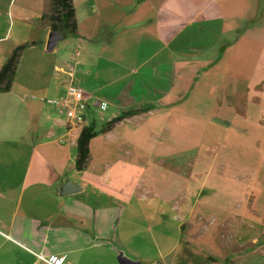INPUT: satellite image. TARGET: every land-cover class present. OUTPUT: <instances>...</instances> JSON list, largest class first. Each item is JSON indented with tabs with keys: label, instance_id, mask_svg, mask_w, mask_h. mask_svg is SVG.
<instances>
[{
	"label": "crops",
	"instance_id": "0c3cea01",
	"mask_svg": "<svg viewBox=\"0 0 264 264\" xmlns=\"http://www.w3.org/2000/svg\"><path fill=\"white\" fill-rule=\"evenodd\" d=\"M73 5L77 35L64 46L60 42L69 36L62 37L48 51L47 0H0V70L17 47L28 44L12 89L0 93V264L55 259L62 264H264V185L259 184L264 175L227 166L240 159L239 152L241 158L250 159L251 153L264 162V47L250 75V62L228 60L232 43L223 42L229 35L246 42L264 15L251 30L241 24L248 14H264V1L73 0ZM78 53L74 86L84 91L87 108L85 123L74 126L65 109L44 99L72 98L71 79L58 72L72 67ZM28 54L33 63L24 73L20 67ZM176 83L184 91L177 103L182 121H202L188 124L202 136L188 152L196 153L192 159L156 152L158 126L133 123L138 114L104 131L124 113L169 97ZM214 98L225 110L224 124L195 117L217 115L209 103ZM92 112L103 126L89 144L87 168L79 172L77 140L83 127H97L88 117ZM177 127L187 130L185 123ZM208 131L225 136L205 143ZM175 157L179 164L190 159L194 186L181 165L176 192L166 185L138 193L139 182L122 188L113 178L116 168L119 181L136 179L151 171V163ZM84 175L92 180H81ZM67 183L81 191L63 197ZM160 209L162 219L155 222Z\"/></svg>",
	"mask_w": 264,
	"mask_h": 264
},
{
	"label": "rangeland",
	"instance_id": "374dc122",
	"mask_svg": "<svg viewBox=\"0 0 264 264\" xmlns=\"http://www.w3.org/2000/svg\"><path fill=\"white\" fill-rule=\"evenodd\" d=\"M264 1V0H263ZM248 10V9H247ZM262 15L264 14H248L247 18L243 21V23L241 24V27H244L243 29H249L251 30L253 28V25H255L256 23H258V21H260V16L262 17ZM39 32H37L38 34ZM40 35V33H39ZM188 36H186L187 39ZM71 38H73L72 36H69L67 38H65L64 40H62L60 43L64 46L67 42L69 43V41L71 40ZM223 42H228V43H232V51L229 53V57L228 60L231 61H239L240 59H245L248 60V62H250V66H249V73L250 75H252V71L254 68H257L259 66L256 65L257 63V59L261 57V54L263 52V47H264V21L260 24L259 28L254 31L249 37L248 39L245 41H238L237 38H233V36L226 37V40H224ZM244 47V50H243ZM247 48V51H246ZM78 51V50H77ZM214 54L212 51L209 52V58H214ZM28 57H25L26 59L21 63V69H24L23 72L24 73H28V67H30L33 63V57L32 55L28 54ZM217 55V52H216ZM32 61V62H31ZM80 64V60H79V53L75 54L74 57V64L72 65V67L68 68L67 71L64 70H59V74H65L67 75L68 79H71L70 82V87H72L73 85H77V67ZM19 66V65H18ZM155 71V69L152 70V72ZM151 74V73H150ZM162 85V84H161ZM176 88L175 90L170 94L169 97H166L164 99H158L155 100L150 103V105L147 108H144L145 111H143L142 113L138 114V118L136 120H133V123H153L154 125L158 126L157 130L155 131V135L156 137H158V139L155 141L154 145L156 146L155 151L159 152V153H166L167 151L169 153H173L176 152L175 154L171 155H177V154H185L186 156L190 155V158L192 159L193 156L196 153L192 152V153H188L189 151H193V149L195 148V145L197 144V142L202 138V136L196 132V131H190V128H188V124H192V123H200L202 122L201 120H193V119H187L185 121H182L184 118L182 115H180L179 109H178V99H180V97L183 95V90L180 89L178 87V83L175 84ZM215 92H219L218 88H214ZM151 98L152 94H151ZM45 101H48L49 104L50 101L52 100H56L58 101V99H44ZM229 101L228 98H224V102H225V106L227 104V102ZM94 102H91V105H93ZM209 103L211 105V107L213 108V110L215 111V113H217V115L214 114H197L195 117H199L202 118V120L204 122H210L211 124H224V122H222L220 120V116H222V114L224 113V109L222 108L221 102L217 99H210ZM54 107H57L54 104H51ZM162 109L166 110L164 112H162ZM52 108V107H51ZM92 110L94 111V109L92 108ZM172 111H174V114L172 113ZM178 111V112H177ZM219 115V116H218ZM88 117L89 119L91 117L94 118L95 121H97V127H94L95 130L97 132H99L101 129L100 127L103 126V123H101L100 118L98 117L97 114H94V112H92V114L89 115L88 113ZM69 119V118H68ZM70 123V121H69ZM178 123L181 124L185 123V125L187 124V130L184 127V131H182L180 129V131L178 130ZM164 125H169L170 128H174L176 130L174 131H170L168 130L167 127H165ZM195 134V136H194ZM202 134L204 135L205 133L202 132ZM211 131L207 132V136L205 137V143H209L212 142L213 144H216L217 140L216 139H221L224 138L225 134L224 132H220L219 137H216ZM199 143V142H198ZM206 147H203V153H206ZM239 150L237 148L234 149L233 154H238ZM215 154V152H214ZM239 160L235 161L234 163L229 162L227 163L228 166V170L230 171H239V170H248L250 172H257L260 171V173L262 174V176L264 175V162L263 160H261L260 157L258 156H252L250 153V159H246L247 157H243L241 158V153L239 152ZM238 156H234V157H238ZM172 162H165L164 164L161 163H156L153 162L151 163V168L148 173L143 174L138 176V178L134 179L132 177H128L126 179H123L121 181L118 180L116 172H117V168L114 169L113 171L115 172L113 174V178L115 177L116 181L120 183L121 187H133L135 182L137 181L138 183V193H142L145 192L146 190L149 189L148 186H152L153 188H158V187H162V186H169L170 188H172L175 192L178 189L177 186L180 185L179 182H177V173L178 170L180 168H184L186 166L185 171L187 172V179L186 181L189 182L188 184L191 186H194V182H193V178L189 176V174L191 173V166L189 165V160H186V163L182 162L181 164H179V158L175 157L173 158ZM219 165V164H217ZM212 170V169H211ZM217 170H212V174L216 173ZM87 179L89 181L92 180V178L90 177V175H84L82 176L80 179ZM105 180V181H104ZM109 180V173H106V175L103 176V182L104 184L107 186V188L109 187V185L107 184ZM259 184L260 186L264 185L263 183V179L261 178L260 175V179H259ZM182 184V183H181ZM182 186V185H181ZM103 188H106L105 186L102 185ZM144 187H148V188H144ZM143 188V190H142ZM111 189V188H110ZM148 203V202H147ZM156 212L158 214V218L155 219L154 221H161V214L163 212L162 209L160 210H155L154 215L156 214ZM165 221V219L163 220ZM156 224V223H155ZM143 238V237H141ZM148 244L150 242V237L148 235V240H147Z\"/></svg>",
	"mask_w": 264,
	"mask_h": 264
},
{
	"label": "trees",
	"instance_id": "16d2710c",
	"mask_svg": "<svg viewBox=\"0 0 264 264\" xmlns=\"http://www.w3.org/2000/svg\"><path fill=\"white\" fill-rule=\"evenodd\" d=\"M49 11L43 16L52 31L57 32L61 37L75 36L78 32V25L75 16L73 0H47ZM28 44L17 47L7 62L0 70V93H7L12 89L21 54ZM145 111L142 108L124 113L106 125L104 131L110 130L116 123L121 122L128 116H134ZM97 136V131L91 126L83 127L77 140L76 170L84 171L89 163V144Z\"/></svg>",
	"mask_w": 264,
	"mask_h": 264
},
{
	"label": "built area",
	"instance_id": "2783aa9c",
	"mask_svg": "<svg viewBox=\"0 0 264 264\" xmlns=\"http://www.w3.org/2000/svg\"><path fill=\"white\" fill-rule=\"evenodd\" d=\"M68 72V71H67ZM69 73V72H68ZM73 95L71 99L65 100H52L51 104L61 107L67 111V116L72 125L75 124L83 125L85 123V116L83 112L87 108V103L85 101V93L80 88L72 86ZM63 259L48 260L49 264H62Z\"/></svg>",
	"mask_w": 264,
	"mask_h": 264
},
{
	"label": "water",
	"instance_id": "95a60500",
	"mask_svg": "<svg viewBox=\"0 0 264 264\" xmlns=\"http://www.w3.org/2000/svg\"><path fill=\"white\" fill-rule=\"evenodd\" d=\"M61 38L62 37L57 32L52 31L48 44H47V50L48 51L53 50L57 46ZM80 191H81V188H78L75 184L67 183L62 189L61 195L63 197L69 196V195L76 194Z\"/></svg>",
	"mask_w": 264,
	"mask_h": 264
}]
</instances>
